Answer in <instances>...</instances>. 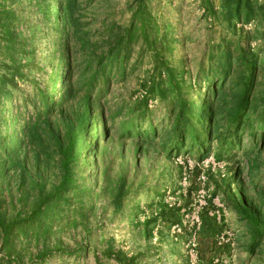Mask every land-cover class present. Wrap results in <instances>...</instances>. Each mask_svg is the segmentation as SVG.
I'll use <instances>...</instances> for the list:
<instances>
[{"label":"rangeland","instance_id":"374dc122","mask_svg":"<svg viewBox=\"0 0 264 264\" xmlns=\"http://www.w3.org/2000/svg\"><path fill=\"white\" fill-rule=\"evenodd\" d=\"M81 1L82 28L91 31L94 41L110 39L112 29L127 28L139 12L135 0ZM239 1L245 10L247 0H232V8L236 11ZM248 1L253 14H242L232 23L225 18V0H147L146 8L160 31L170 24L183 39L175 54L186 57L192 70L208 62L209 51L221 41L232 42L235 53L239 45L245 46L253 55L250 65H257L253 105L262 111L264 0ZM53 2L0 0V137L17 114L22 121L35 112V105L42 108L36 89L50 83L60 53L58 32L48 19ZM158 58L142 38L135 40L127 75H117L103 97L108 108L116 113L151 91L160 80ZM234 61L236 68L243 64L237 54ZM4 91L11 93L8 101ZM149 104L156 121H162L167 104L158 97ZM139 144L136 139L119 142L114 136L103 144L102 155L94 158L97 162L79 160L76 177L89 194L69 191L59 206L41 209L37 221L31 218L34 209L40 211L37 182L45 184L46 191L59 184L61 157L48 135L39 146L14 155L26 172L24 179L18 174L20 167L0 176V220L4 216L6 225L10 220L19 223L8 234L0 223V264H214L217 259L221 264H264V237L251 251L252 231L264 229L249 224L235 208L238 184L232 179L238 168L249 202L258 203L264 212V146L251 152L252 141L245 138V145L229 158L217 161L211 154L201 161L196 153L184 152L167 159L161 144H141L136 150ZM108 168L110 177L104 182L101 174ZM122 176L133 190L123 211L114 212L108 187L111 193ZM223 235L227 242L221 243Z\"/></svg>","mask_w":264,"mask_h":264},{"label":"trees","instance_id":"16d2710c","mask_svg":"<svg viewBox=\"0 0 264 264\" xmlns=\"http://www.w3.org/2000/svg\"><path fill=\"white\" fill-rule=\"evenodd\" d=\"M53 1L48 19L58 32L60 53L59 61L52 67L50 83L36 89L35 96L42 108L35 105V112L22 121H19L21 114H17L9 125L6 124L5 133L0 137L1 178L17 167H20L18 174L22 178L25 166L18 163L14 155L29 146H39L46 135L53 139L61 157L59 184L46 191L45 184L37 182L40 211H32V220H39L41 209H52L49 207L54 204L59 206V200L66 198L65 194L71 190H80L84 196L89 194L88 189L81 187L75 167L79 160L97 162L94 158L98 160L102 155L103 144L114 136L119 142L136 139V144L146 147L161 144L167 159L184 152L196 153L201 161L211 154L217 161H223L234 149L245 145V138L252 141L251 152L256 147L262 149L264 109L260 111L253 105L257 65H250L253 55L245 46L239 45L235 53L231 50L232 42L221 41L209 51L208 62L192 70L186 57L177 58L175 54L177 44L183 39L170 24L165 31H160L157 20L152 21L147 11V0H135L139 12L133 15L127 28L112 29L110 39L103 37L99 41L92 39L90 30L82 28L81 0ZM225 2L228 8L225 18L229 23L241 20L242 14H253V5L248 0L245 10L241 9L243 5L239 1L236 11L232 8V0ZM212 13L216 11L213 9ZM140 38L159 56L155 68L160 72V80L135 105L124 104L115 113L103 97L117 75H127L132 45ZM55 52L53 59H56ZM235 54L243 60L239 68L235 66ZM2 96L8 101L11 93L4 91ZM153 97L167 104L162 121H156V111L149 104ZM141 144L136 150L141 149ZM236 169L232 175L238 184L237 197L232 200L234 206L249 224L264 229V212L258 203L249 202L241 171ZM109 170L101 174L104 182L109 180ZM111 189L109 186L110 207L114 212H121L133 186L122 176L110 193ZM54 212L53 209L50 213ZM5 221L2 216L0 223L6 234L19 224L10 220L6 225ZM252 232L251 251H254L264 233L259 229Z\"/></svg>","mask_w":264,"mask_h":264},{"label":"built area","instance_id":"2783aa9c","mask_svg":"<svg viewBox=\"0 0 264 264\" xmlns=\"http://www.w3.org/2000/svg\"><path fill=\"white\" fill-rule=\"evenodd\" d=\"M206 195V191L205 190H202V196L201 197H204ZM201 202V206L200 207H202L203 205H204V202L203 201H200ZM221 243L223 242H227V239H225V236L223 235L222 237H221V241H220ZM214 264H221V261H220V259H217L215 262H214Z\"/></svg>","mask_w":264,"mask_h":264},{"label":"crops","instance_id":"0c3cea01","mask_svg":"<svg viewBox=\"0 0 264 264\" xmlns=\"http://www.w3.org/2000/svg\"><path fill=\"white\" fill-rule=\"evenodd\" d=\"M216 204V203H215ZM221 206V205H220ZM218 208V207H217ZM219 215V214H218Z\"/></svg>","mask_w":264,"mask_h":264}]
</instances>
